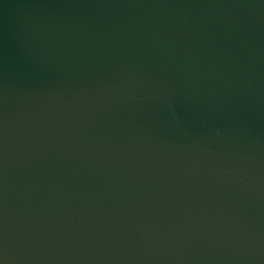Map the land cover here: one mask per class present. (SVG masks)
I'll list each match as a JSON object with an SVG mask.
<instances>
[{
	"label": "water",
	"instance_id": "95a60500",
	"mask_svg": "<svg viewBox=\"0 0 264 264\" xmlns=\"http://www.w3.org/2000/svg\"><path fill=\"white\" fill-rule=\"evenodd\" d=\"M0 264H264V0H0Z\"/></svg>",
	"mask_w": 264,
	"mask_h": 264
}]
</instances>
